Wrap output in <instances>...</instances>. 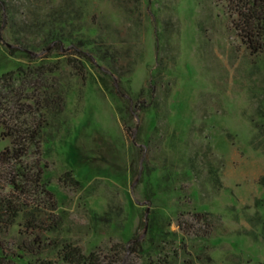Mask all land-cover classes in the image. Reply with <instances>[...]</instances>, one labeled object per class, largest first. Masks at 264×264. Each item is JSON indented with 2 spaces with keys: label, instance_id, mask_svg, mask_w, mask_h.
Returning a JSON list of instances; mask_svg holds the SVG:
<instances>
[{
  "label": "rangeland",
  "instance_id": "374dc122",
  "mask_svg": "<svg viewBox=\"0 0 264 264\" xmlns=\"http://www.w3.org/2000/svg\"><path fill=\"white\" fill-rule=\"evenodd\" d=\"M67 1L0 7V74L28 60L9 45L45 54L51 12L73 17V47L46 51L67 87L43 158L49 240L125 264H264V39L243 36L244 0Z\"/></svg>",
  "mask_w": 264,
  "mask_h": 264
},
{
  "label": "trees",
  "instance_id": "16d2710c",
  "mask_svg": "<svg viewBox=\"0 0 264 264\" xmlns=\"http://www.w3.org/2000/svg\"><path fill=\"white\" fill-rule=\"evenodd\" d=\"M242 3L238 12L244 17L243 36L257 48L256 40L264 39V0ZM6 5L7 0H0L1 8ZM68 13L60 7L50 13L47 23L38 25L47 28L42 56L34 57L30 47L9 45L11 54L24 52L28 60L0 74V264H125L118 255H103L100 250L86 252L69 238L51 242L47 236L61 227L62 217L54 214L58 205L49 188L48 165L43 158L52 141V120L64 111L67 87L60 85L63 81L55 73L62 67V59L53 62L46 51L62 50L65 41L71 47L76 43L69 34L73 17ZM86 45L95 47V42L87 41ZM95 57L89 55L91 64L98 59ZM157 188L171 192L168 180L160 181ZM93 217L95 221L108 218L106 212L94 213ZM22 223L24 232L30 231L32 236L18 239L11 231ZM46 252H54L56 258L40 261Z\"/></svg>",
  "mask_w": 264,
  "mask_h": 264
},
{
  "label": "water",
  "instance_id": "95a60500",
  "mask_svg": "<svg viewBox=\"0 0 264 264\" xmlns=\"http://www.w3.org/2000/svg\"><path fill=\"white\" fill-rule=\"evenodd\" d=\"M142 170H140V174H139V176L137 177V179L135 180V183L139 180V177H140V175H141V172ZM133 186H134V184L132 185V189H133ZM132 193H133V191H132ZM133 196H134V193H133ZM135 200L137 201V202H139V203H145V201H140V200H138L137 198H135ZM148 213H149V208L147 209V211H146V218H147V216H148Z\"/></svg>",
  "mask_w": 264,
  "mask_h": 264
}]
</instances>
